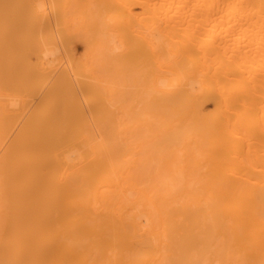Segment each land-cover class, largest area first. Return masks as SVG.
Listing matches in <instances>:
<instances>
[{
	"label": "bare ground",
	"instance_id": "6f19581e",
	"mask_svg": "<svg viewBox=\"0 0 264 264\" xmlns=\"http://www.w3.org/2000/svg\"><path fill=\"white\" fill-rule=\"evenodd\" d=\"M0 264H264V0H0Z\"/></svg>",
	"mask_w": 264,
	"mask_h": 264
},
{
	"label": "rangeland",
	"instance_id": "374dc122",
	"mask_svg": "<svg viewBox=\"0 0 264 264\" xmlns=\"http://www.w3.org/2000/svg\"><path fill=\"white\" fill-rule=\"evenodd\" d=\"M74 52V53H73ZM72 53L76 56V57H84L86 50H85V45L82 41H78L74 46H73V50ZM77 54V55H76Z\"/></svg>",
	"mask_w": 264,
	"mask_h": 264
}]
</instances>
